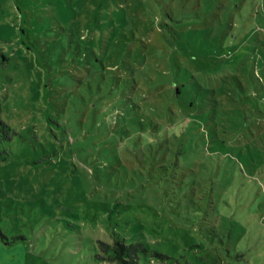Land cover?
<instances>
[{
  "label": "rangeland",
  "instance_id": "374dc122",
  "mask_svg": "<svg viewBox=\"0 0 264 264\" xmlns=\"http://www.w3.org/2000/svg\"><path fill=\"white\" fill-rule=\"evenodd\" d=\"M116 239L264 264V0H0V264Z\"/></svg>",
  "mask_w": 264,
  "mask_h": 264
},
{
  "label": "trees",
  "instance_id": "16d2710c",
  "mask_svg": "<svg viewBox=\"0 0 264 264\" xmlns=\"http://www.w3.org/2000/svg\"><path fill=\"white\" fill-rule=\"evenodd\" d=\"M98 246L100 259L106 260L107 256L104 255L105 253L108 258L118 264H141L142 255L148 251L147 246L143 242L128 243L119 239H116L115 243L99 240Z\"/></svg>",
  "mask_w": 264,
  "mask_h": 264
}]
</instances>
